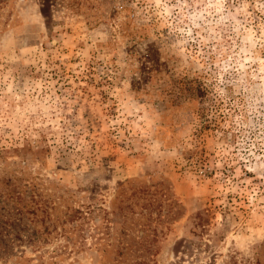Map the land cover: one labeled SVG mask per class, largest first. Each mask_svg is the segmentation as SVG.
Instances as JSON below:
<instances>
[{
    "label": "rangeland",
    "instance_id": "374dc122",
    "mask_svg": "<svg viewBox=\"0 0 264 264\" xmlns=\"http://www.w3.org/2000/svg\"><path fill=\"white\" fill-rule=\"evenodd\" d=\"M0 264H264V0H0Z\"/></svg>",
    "mask_w": 264,
    "mask_h": 264
}]
</instances>
